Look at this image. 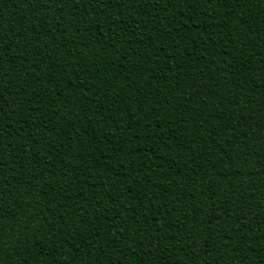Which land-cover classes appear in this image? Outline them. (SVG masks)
Here are the masks:
<instances>
[{
  "label": "trees",
  "instance_id": "obj_1",
  "mask_svg": "<svg viewBox=\"0 0 264 264\" xmlns=\"http://www.w3.org/2000/svg\"><path fill=\"white\" fill-rule=\"evenodd\" d=\"M0 264H264V0H0Z\"/></svg>",
  "mask_w": 264,
  "mask_h": 264
},
{
  "label": "snow or ice",
  "instance_id": "obj_2",
  "mask_svg": "<svg viewBox=\"0 0 264 264\" xmlns=\"http://www.w3.org/2000/svg\"><path fill=\"white\" fill-rule=\"evenodd\" d=\"M77 2L79 3V0H77Z\"/></svg>",
  "mask_w": 264,
  "mask_h": 264
}]
</instances>
